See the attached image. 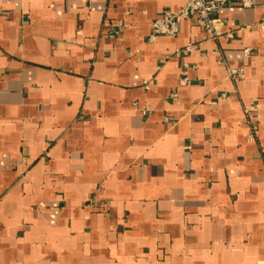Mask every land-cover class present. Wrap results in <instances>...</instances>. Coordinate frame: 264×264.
<instances>
[{
    "label": "crops",
    "instance_id": "0c3cea01",
    "mask_svg": "<svg viewBox=\"0 0 264 264\" xmlns=\"http://www.w3.org/2000/svg\"><path fill=\"white\" fill-rule=\"evenodd\" d=\"M186 2L0 0V264H264V0Z\"/></svg>",
    "mask_w": 264,
    "mask_h": 264
},
{
    "label": "built area",
    "instance_id": "2783aa9c",
    "mask_svg": "<svg viewBox=\"0 0 264 264\" xmlns=\"http://www.w3.org/2000/svg\"><path fill=\"white\" fill-rule=\"evenodd\" d=\"M232 0H187L186 4L178 11H165L163 15L156 19L151 26V33L148 41L155 43L160 37L168 36L171 38L176 37L180 31V24L183 21L195 20L197 25L206 33L208 38L212 41L219 43L222 38H233V33H224V22L216 17V15L226 7ZM258 0H236L237 4L244 9H250L257 5ZM262 32H264V18L257 25ZM119 32L114 31L112 37H116ZM196 49V45H190L186 48V53H190ZM248 52V51H247ZM216 55L220 56L219 64L226 67L229 79L238 85L245 79V70L242 68H231L223 57L220 49L215 51ZM189 83L187 77L180 79L179 85L186 86ZM150 82H144V89L149 90ZM170 100L174 104H179V95L173 92L170 95ZM258 112V104L253 101L250 107L245 111L246 124L250 128L249 139L252 142L257 141L259 137V128L256 120ZM146 114V110L143 112Z\"/></svg>",
    "mask_w": 264,
    "mask_h": 264
}]
</instances>
